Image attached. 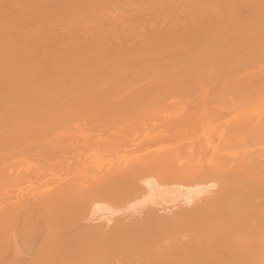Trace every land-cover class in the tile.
Returning a JSON list of instances; mask_svg holds the SVG:
<instances>
[{
    "label": "bare ground",
    "instance_id": "bare-ground-1",
    "mask_svg": "<svg viewBox=\"0 0 264 264\" xmlns=\"http://www.w3.org/2000/svg\"><path fill=\"white\" fill-rule=\"evenodd\" d=\"M0 264H264V0H0Z\"/></svg>",
    "mask_w": 264,
    "mask_h": 264
}]
</instances>
